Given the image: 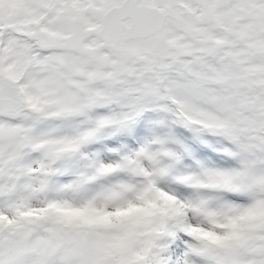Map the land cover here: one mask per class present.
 Instances as JSON below:
<instances>
[{
    "label": "snow or ice",
    "instance_id": "obj_1",
    "mask_svg": "<svg viewBox=\"0 0 264 264\" xmlns=\"http://www.w3.org/2000/svg\"><path fill=\"white\" fill-rule=\"evenodd\" d=\"M0 264H264V0H0Z\"/></svg>",
    "mask_w": 264,
    "mask_h": 264
},
{
    "label": "rangeland",
    "instance_id": "obj_2",
    "mask_svg": "<svg viewBox=\"0 0 264 264\" xmlns=\"http://www.w3.org/2000/svg\"><path fill=\"white\" fill-rule=\"evenodd\" d=\"M200 147H202V146H200ZM205 151H207V149H205Z\"/></svg>",
    "mask_w": 264,
    "mask_h": 264
}]
</instances>
